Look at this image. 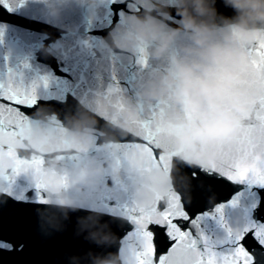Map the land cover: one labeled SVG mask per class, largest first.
<instances>
[{
    "label": "water",
    "instance_id": "obj_1",
    "mask_svg": "<svg viewBox=\"0 0 264 264\" xmlns=\"http://www.w3.org/2000/svg\"><path fill=\"white\" fill-rule=\"evenodd\" d=\"M236 15L226 0H0V96L16 102L0 103V264H136L135 215L175 203L195 219L233 200L242 186L219 169L238 149L258 169L245 183L264 175V38L239 44L233 85L185 28L223 45ZM223 115L234 131L209 139ZM251 204L226 222L247 223ZM150 228L160 254L171 241Z\"/></svg>",
    "mask_w": 264,
    "mask_h": 264
},
{
    "label": "snow or ice",
    "instance_id": "obj_2",
    "mask_svg": "<svg viewBox=\"0 0 264 264\" xmlns=\"http://www.w3.org/2000/svg\"><path fill=\"white\" fill-rule=\"evenodd\" d=\"M257 54L262 55L259 51ZM0 101L7 105L16 103L3 96ZM260 131L264 134V128ZM237 152L241 155H230L219 169L223 178L242 186L233 200L217 205L211 213L195 219L175 203H170L156 219L143 213L134 216L135 241L141 245L134 253L136 264H264V212L257 215L264 206V175L254 183H245L258 169L255 164L247 163L251 153L243 149ZM255 159L260 161L259 156ZM246 195L252 201L250 220L246 223L243 215L229 225L226 222L228 211L239 207L241 198ZM176 219L188 221L190 226L182 228L174 222ZM150 225L162 229L164 237L171 241L160 254H157L156 232ZM217 227L223 231L217 233ZM0 247L7 248L8 244L0 243Z\"/></svg>",
    "mask_w": 264,
    "mask_h": 264
},
{
    "label": "clouds",
    "instance_id": "obj_3",
    "mask_svg": "<svg viewBox=\"0 0 264 264\" xmlns=\"http://www.w3.org/2000/svg\"><path fill=\"white\" fill-rule=\"evenodd\" d=\"M237 13L226 24L228 34L224 38V44H210L209 39L212 29L206 24H197L194 20L185 23L186 30L193 34L195 44L203 49L199 53L202 60L209 64L228 67L233 69L230 80L232 84L239 82L238 72L247 64V56L239 47V44H251L254 40L264 38V0H226ZM203 13V10H201ZM235 37V39L233 38ZM202 65L193 64L184 70V77L189 84L196 71H201ZM207 71V69H203ZM182 93L180 102H183ZM238 103L235 105L238 110L246 106V101L242 95L237 96ZM236 126L235 120L223 115L219 121L209 128L207 136L209 139L220 141L226 140L232 134Z\"/></svg>",
    "mask_w": 264,
    "mask_h": 264
}]
</instances>
